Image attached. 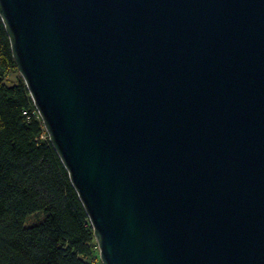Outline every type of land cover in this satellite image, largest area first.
Returning a JSON list of instances; mask_svg holds the SVG:
<instances>
[{
    "label": "water",
    "instance_id": "water-1",
    "mask_svg": "<svg viewBox=\"0 0 264 264\" xmlns=\"http://www.w3.org/2000/svg\"><path fill=\"white\" fill-rule=\"evenodd\" d=\"M103 264H264V0H0Z\"/></svg>",
    "mask_w": 264,
    "mask_h": 264
},
{
    "label": "trees",
    "instance_id": "trees-1",
    "mask_svg": "<svg viewBox=\"0 0 264 264\" xmlns=\"http://www.w3.org/2000/svg\"><path fill=\"white\" fill-rule=\"evenodd\" d=\"M0 264H103L86 209L18 73L1 17Z\"/></svg>",
    "mask_w": 264,
    "mask_h": 264
},
{
    "label": "rangeland",
    "instance_id": "rangeland-1",
    "mask_svg": "<svg viewBox=\"0 0 264 264\" xmlns=\"http://www.w3.org/2000/svg\"><path fill=\"white\" fill-rule=\"evenodd\" d=\"M18 73L20 74L19 70H18ZM21 75V74H20ZM14 79V76L12 77Z\"/></svg>",
    "mask_w": 264,
    "mask_h": 264
}]
</instances>
